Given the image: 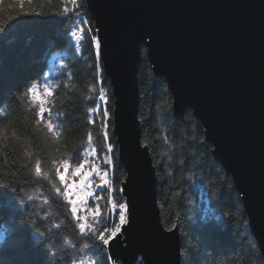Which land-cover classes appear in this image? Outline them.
Listing matches in <instances>:
<instances>
[{
  "label": "trees",
  "instance_id": "obj_1",
  "mask_svg": "<svg viewBox=\"0 0 264 264\" xmlns=\"http://www.w3.org/2000/svg\"><path fill=\"white\" fill-rule=\"evenodd\" d=\"M21 3L25 12L40 15L23 14ZM65 7L73 10L65 13ZM83 19L92 26L86 0H77L76 6L71 0H0V187L14 196L0 204V264H72L73 260L79 264L81 257L101 259L103 248L96 234L90 230L81 234L70 206L34 173L36 159L42 170H49L52 158L79 163L91 148L103 169L107 144L112 143L113 196L120 195L126 173L112 132L111 86L90 38L78 46L70 35L74 28L87 27ZM146 51V45L140 44L141 142L148 146L155 167L161 222L166 229L178 226L181 264H264L232 178L213 160V147L191 112L186 111L182 121L173 117L171 93L165 79L154 76ZM32 83L41 91L44 83L52 86L53 96L47 98L51 112L44 120L52 119L59 137L47 132L44 120L36 124L38 105L22 97ZM101 88L110 112L107 141L102 118L90 111L97 106ZM96 195L102 197L98 201L102 216L108 217L104 224H94L98 232L110 225L111 217L105 193L96 191ZM21 199L24 205L19 204ZM37 228L45 235L40 236Z\"/></svg>",
  "mask_w": 264,
  "mask_h": 264
},
{
  "label": "water",
  "instance_id": "obj_2",
  "mask_svg": "<svg viewBox=\"0 0 264 264\" xmlns=\"http://www.w3.org/2000/svg\"><path fill=\"white\" fill-rule=\"evenodd\" d=\"M112 96V132L129 223L111 242L115 264H181L178 226L161 222L155 167L139 126L140 44L190 111L232 178L264 263V0H86ZM111 261V260H110ZM113 264V261H111Z\"/></svg>",
  "mask_w": 264,
  "mask_h": 264
},
{
  "label": "snow or ice",
  "instance_id": "obj_3",
  "mask_svg": "<svg viewBox=\"0 0 264 264\" xmlns=\"http://www.w3.org/2000/svg\"><path fill=\"white\" fill-rule=\"evenodd\" d=\"M73 6H76L77 0H71ZM20 8L23 14L25 15H40L39 11L29 10L24 11L23 3L20 4ZM73 9L65 7L64 12L68 13ZM82 25L87 26L86 28L80 26L74 28L70 31L71 37L74 39L75 43L79 46L82 44L86 38H90L92 45L95 48L96 58L99 61L101 56V40L97 35L92 34L93 28L88 19L82 20ZM87 33V37H86ZM63 67V63L61 65ZM41 86H38L37 83H32L27 90L22 93L23 98H27L29 103L33 106L38 105L36 124L39 125L42 120H44L45 113L51 112L50 108L47 106L49 104L48 97L53 96L52 86L49 83H44L42 85V91L40 90ZM11 90H9V99H11ZM99 101L102 104L98 103L96 108L91 109L90 111L95 115L102 118V124L105 128L104 139L107 141L109 133L108 129V118L110 116L108 108V97L105 95L103 88H101L99 93ZM102 109V111H101ZM91 122V121H90ZM44 126L47 129L48 133H51L54 138L60 136V132L54 131L57 127L52 121L51 118L44 120ZM15 136V133H13ZM92 135L89 134L88 142L92 143ZM56 151H59L58 149ZM107 155L103 158V163L108 166L113 165V144H107ZM28 155L31 156V152H28ZM96 149L91 148L85 151L84 159L80 160L79 163H72L69 159H60L55 158L51 159V164L53 165L52 169L42 170L40 159H36L34 166V173L36 177H42L43 180L47 181L51 187L55 190V193L63 197V200L70 206V214L73 221H75V226L78 228L81 234H96L97 241L100 246L103 248L101 254V259L96 260L93 257L89 256L87 258H79V264H107L108 261H113L115 264L114 258L112 256L110 245L113 240L120 234L121 228L123 225L129 223V202L124 197V188L119 189V200L124 202H117L116 199H113V186L111 181L108 178V171L101 168L100 164L95 162L96 158ZM92 157L89 159L88 157ZM77 157H73L76 159ZM183 164L184 161H181ZM95 176L99 179V183H96L92 177ZM59 182L60 186H57L56 182ZM62 186V187H61ZM106 187L108 197V206L110 213L118 212V222L115 224V227L108 228L103 227L97 232V228L94 226L95 223L104 224L107 222L108 217L102 216L101 206L98 201L101 200V196L96 195L94 197V191ZM63 188V190H62ZM175 195H179L176 193ZM93 198L94 207L89 206V199ZM28 200H32V196L27 197ZM14 200V196L11 192L6 191L3 187H0V204L5 201L11 202ZM48 198H43V203L48 204ZM20 205H24L25 201L21 199L19 201ZM89 217L92 218V222H89ZM56 228H60L61 225H55ZM176 225L173 224L172 227L168 228L169 233L173 232ZM40 236H44L45 233L36 229ZM65 243H71V241H65ZM95 246V245H93ZM89 245L85 244L84 248H88ZM53 256L56 255L55 252L52 253ZM72 264H77L76 260L72 261Z\"/></svg>",
  "mask_w": 264,
  "mask_h": 264
},
{
  "label": "built area",
  "instance_id": "obj_4",
  "mask_svg": "<svg viewBox=\"0 0 264 264\" xmlns=\"http://www.w3.org/2000/svg\"><path fill=\"white\" fill-rule=\"evenodd\" d=\"M107 167H105V168H103L104 170H107L108 171V173H109V175H108V178H109V180L111 181V183L113 182L112 181V166H108V165H106ZM99 183V182H98ZM98 191H100V192H104V193H107V190H106V187H104V188H101V189H97ZM108 194V193H107ZM113 199H115V197L113 196ZM117 200V202L119 203V202H124L123 200H118V199H116ZM110 211V210H109ZM110 217H111V223H110V225L108 226V228H113V227H115V224L118 222V212H116V213H110ZM139 260H140V258H139Z\"/></svg>",
  "mask_w": 264,
  "mask_h": 264
},
{
  "label": "rangeland",
  "instance_id": "obj_5",
  "mask_svg": "<svg viewBox=\"0 0 264 264\" xmlns=\"http://www.w3.org/2000/svg\"><path fill=\"white\" fill-rule=\"evenodd\" d=\"M78 28V27H77ZM74 40V39H73ZM149 62V61H148ZM98 103H100V104H102V102L101 101H99V97H98V100H97V104ZM96 108V107H95ZM89 159H92V158H90V156L88 157ZM96 177L95 176H93L92 177V179L94 180ZM99 182V180H97V183ZM121 188V187H120ZM96 191H98V190H95L94 191V197L96 196ZM105 195L108 197V194L107 193H105ZM115 197V196H114ZM116 199H117V197H115ZM107 203H108V201H107ZM89 206H91V207H94L95 206V204L93 203V198H90L89 199ZM108 208H109V206H108ZM247 216V215H246ZM247 220H248V218H247ZM89 222H91V217H89ZM252 234V233H251ZM253 236V235H252ZM254 238V237H253ZM255 240V239H254ZM259 248V247H258ZM138 258H140L139 256L137 257V259ZM140 261H141V258H140ZM137 263V262H136Z\"/></svg>",
  "mask_w": 264,
  "mask_h": 264
},
{
  "label": "bare ground",
  "instance_id": "obj_6",
  "mask_svg": "<svg viewBox=\"0 0 264 264\" xmlns=\"http://www.w3.org/2000/svg\"><path fill=\"white\" fill-rule=\"evenodd\" d=\"M137 261H139V258L137 259Z\"/></svg>",
  "mask_w": 264,
  "mask_h": 264
}]
</instances>
